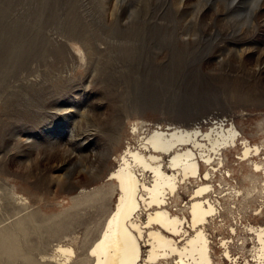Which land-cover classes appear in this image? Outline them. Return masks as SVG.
I'll return each instance as SVG.
<instances>
[{
	"label": "rangeland",
	"instance_id": "374dc122",
	"mask_svg": "<svg viewBox=\"0 0 264 264\" xmlns=\"http://www.w3.org/2000/svg\"><path fill=\"white\" fill-rule=\"evenodd\" d=\"M257 1L0 0V236L21 237L14 224L26 221L16 255H4L0 240V264H56L57 245L85 264L116 203L107 177L143 130L226 120L264 153ZM236 163L228 153L244 194L229 191L237 207L222 215L239 217L229 248L254 264L246 227H264V172L252 170L250 192V166ZM187 197L178 194L172 209ZM212 241L218 262L223 240ZM120 257L111 264H124Z\"/></svg>",
	"mask_w": 264,
	"mask_h": 264
},
{
	"label": "bare ground",
	"instance_id": "6f19581e",
	"mask_svg": "<svg viewBox=\"0 0 264 264\" xmlns=\"http://www.w3.org/2000/svg\"><path fill=\"white\" fill-rule=\"evenodd\" d=\"M133 132H139V128L134 126ZM261 149L226 120L208 127L177 125L143 130L138 147L127 146L118 168L107 177L118 192L116 203L83 263L111 264L115 257L122 256L119 259H127L124 264H242L232 254L229 240L217 243L220 247L217 262L211 229L214 233L218 230L213 225L224 209L222 199H218L221 189L228 186L235 193V199L244 194V188L233 184L235 169L227 167V154L243 163L236 166H250V175L244 178L251 186L248 191L252 192L256 189L252 170L264 172L262 162L258 161L260 156L264 159ZM181 193L189 199L184 208L176 209ZM90 196L85 195L79 204L90 200ZM235 209L233 206L234 212ZM25 222L20 220L14 224L21 237L13 232L0 236V240L7 242H1L4 255L13 257L20 251ZM246 228L253 235L251 261L264 264V227L247 225ZM115 240H118V249L113 244ZM73 255L71 247L57 245L50 259L56 264H69ZM244 264L250 263L245 259Z\"/></svg>",
	"mask_w": 264,
	"mask_h": 264
},
{
	"label": "built area",
	"instance_id": "2783aa9c",
	"mask_svg": "<svg viewBox=\"0 0 264 264\" xmlns=\"http://www.w3.org/2000/svg\"><path fill=\"white\" fill-rule=\"evenodd\" d=\"M227 179H228V181H231V180H229V178H227ZM228 188H229L228 186H224L221 189V190L224 189V191L221 193L220 197L218 196L219 197L218 199H222V201H223V207L224 208L228 207L232 211L233 205L235 207H237L236 203H238L237 202L238 200H236V201L233 202L230 199L231 198L230 192H229L230 190ZM188 199H189V197H187V200H183L182 203H180V206L179 207L184 208L186 202H188ZM231 211H230V213H231ZM229 216L230 215L227 214L226 211H224V215H222L221 219H218L219 222H216V224L213 225V227H218V231H217V233H214V232H212L213 229H211V236H212V239L211 240H226L227 241V240H233L232 237L238 238V235L237 234L239 233V230L241 228L240 227V224H239V222L236 223L233 220V218L232 217H229ZM208 233H210L209 228H208ZM225 233H229L230 235H233V236H229L227 238L225 236Z\"/></svg>",
	"mask_w": 264,
	"mask_h": 264
}]
</instances>
